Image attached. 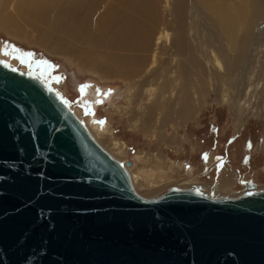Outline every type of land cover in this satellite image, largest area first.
I'll list each match as a JSON object with an SVG mask.
<instances>
[{"label": "water", "instance_id": "1", "mask_svg": "<svg viewBox=\"0 0 264 264\" xmlns=\"http://www.w3.org/2000/svg\"><path fill=\"white\" fill-rule=\"evenodd\" d=\"M38 73L0 58V264H264V188L139 193Z\"/></svg>", "mask_w": 264, "mask_h": 264}, {"label": "rangeland", "instance_id": "2", "mask_svg": "<svg viewBox=\"0 0 264 264\" xmlns=\"http://www.w3.org/2000/svg\"><path fill=\"white\" fill-rule=\"evenodd\" d=\"M46 1L0 0V58L50 81L97 133L106 126L108 130L98 138L117 158L132 161L130 169L136 176L134 183L139 193L153 196L171 185L198 183L215 195L235 196L251 184L264 188V17L260 22L262 38L258 49L247 51L249 56L239 75L241 78L238 74L234 78L242 79L243 83L233 79V85L214 87L210 78L207 86L204 83L198 86V94L205 91L199 97L193 88L183 86L188 84L182 81L184 67L167 68L165 63L161 64L163 79L151 77V72L135 77L114 76L123 68L116 58L123 61L144 54L122 48L116 38L117 0ZM154 1L160 9L157 37L167 31L180 44L182 39L175 22L179 0ZM34 9H40L41 13ZM123 11L133 13L127 7ZM76 14L81 19L77 20ZM56 17L59 24L54 23ZM143 21L146 26L152 25L145 17ZM62 30L64 36L60 35ZM157 37L151 57L153 60L158 57V62L153 65L151 61L147 66L149 71L162 60L175 56L174 48L163 52V40L158 41ZM217 65L219 73L226 77L224 68ZM209 70L200 68L201 75L209 76ZM186 76L192 80L189 72ZM185 91L188 93L184 94ZM238 120L242 126H237ZM154 121L158 122L150 129L143 125Z\"/></svg>", "mask_w": 264, "mask_h": 264}, {"label": "bare ground", "instance_id": "3", "mask_svg": "<svg viewBox=\"0 0 264 264\" xmlns=\"http://www.w3.org/2000/svg\"><path fill=\"white\" fill-rule=\"evenodd\" d=\"M117 1L118 3L116 5L117 7L115 10L116 11L115 13V23H116L115 36L116 38L119 39V43L120 45H122V48L125 47V49H128V50H132L136 52L138 51L144 52L143 56H139L136 58L131 56L129 58H126V60L124 59L123 61L122 60L120 61L121 59L120 57L119 59L115 57L117 59L116 62L120 63V65H122L123 67L122 69H119L118 71L114 73V76L116 75L117 77L118 76L120 77L121 76L122 77L134 76L135 77L136 75H140L143 73H145L146 75L148 72H151L150 74L151 77L156 78V79L161 77L163 79V74L161 73V69L159 67L161 66V64L165 63V66H168L167 68L176 67V68L182 69V67H184L185 76L182 81L188 84L183 85V86H190L191 89L193 88L195 90L196 94H198L197 93L198 86H201L202 83H204V85L207 86V83H209L208 80H210V78H211V81L213 82L212 85L214 87L215 86L219 87V85L221 84L233 85L234 80H236L234 78L237 77V74L239 77V75L243 71L242 68L245 66L244 64H246V61L248 60L249 51L251 53L252 51L257 50L259 41L262 38V36L260 37L262 33V29H261L262 23L260 24V22L262 18L264 17V0H179L177 8H176L177 19L175 22L178 23V32H179L180 38L182 39L180 44H176L175 39L174 37H172L171 33L167 31L165 32L164 30H163L164 32L160 33L159 36L157 37V34H158L157 28L160 25V22H159V16H160L159 10L160 9L159 10L157 9V7L154 4L155 2L154 0L153 1H150V0H117ZM45 2L47 1L45 0ZM110 3H112L111 5H113V2H110ZM115 4L116 3H114V5ZM39 7L40 5L38 6V8ZM124 7H127L128 9L130 8L131 11H133L132 8H136V9L135 11H133V13H125L123 11ZM36 8L37 7H35V9ZM109 8L111 7L109 6ZM35 11L38 14L41 13L40 9L35 10ZM76 15L78 16V14ZM135 15H138V17L140 16L141 18L135 17ZM143 17L148 19L152 23V25L146 26L144 24L145 21H143ZM78 18L80 17L78 16L77 20ZM76 21L75 22L72 21V22H74L75 24ZM55 22L60 23V20L58 21L57 19L56 21H54V23ZM68 23H66L67 29H68ZM58 24L56 25L59 27ZM170 24H171V21H170ZM70 25L71 24L69 23V26ZM62 26L64 27V24ZM7 28L11 29L10 27H7ZM79 28L81 29V26ZM83 28L84 27L82 26V29ZM10 31L12 33L15 32L13 30H10ZM68 31L69 30H67V32ZM101 31L104 32V29L102 28ZM63 32H64L63 30H62V34L59 32L61 36H64ZM102 35L103 33L101 32L100 37H102ZM156 37L158 41L163 40V45H162L163 52L164 51L170 52L171 48H174L172 53L175 56H173L172 58L166 59V60L165 59L162 60L159 64L157 63V66H155L153 69L149 71L147 70V66L151 63V61H152V64L156 61L158 62V57H156V60L155 59L153 60V57H151V51L153 49V44L155 43L154 41ZM51 38L54 39L56 37L53 38V35H52ZM70 40L71 39L69 38L68 41ZM94 40H95V37H94ZM166 42L167 44L164 45ZM54 49H57V48H54ZM213 53L216 55V57L214 56ZM199 55L205 59V62H202V60H200ZM217 64H221L220 66L224 68L226 77L223 78L222 75L219 73V66ZM200 68L206 72H207V69H210L209 76L207 74H205V76L201 75ZM111 69H114V68H111ZM109 70H107L106 72H108ZM187 72H189L192 75V80L188 78L189 76L188 74H187L188 76H186ZM125 79H128V78H125ZM144 80L148 81L145 78ZM182 81L180 84H182ZM160 84H161L160 87L163 88V81ZM160 91H163V89ZM138 93H140V91ZM186 93L188 92L185 91L184 94ZM203 93H205V91H203L202 94H198L199 97L203 95ZM142 94H144V92ZM189 99H191V97ZM159 101H161V99H159ZM70 107L73 108L72 105H70ZM73 110L75 114L77 115V117L85 123V125L87 126L91 134L94 136V138L102 145L98 137H99V134L104 133L108 130L107 127L103 126L100 132L97 133L95 130V127L89 122V120L82 117L77 109L73 108ZM150 110H148V112ZM152 115H153V112L151 116ZM184 117L186 116L184 115ZM147 122H144L143 125L147 128L149 127L150 129L152 125H154L158 121H154L153 124H150L151 121L149 123ZM160 122L162 125V119H160ZM241 124L242 122L239 121L237 126L239 127ZM102 146L105 148L104 145ZM113 156L116 157L115 155ZM131 165H132V161H131V164L126 166V168L130 173L132 183L135 187L134 179L136 178V176L135 174L131 173V169H130ZM232 176L234 177L233 174ZM198 184L196 185L199 186L200 184L199 185ZM181 187H187V186H181ZM253 187L261 188L254 184H253ZM247 189H248V186H247ZM203 190L206 191L205 189Z\"/></svg>", "mask_w": 264, "mask_h": 264}, {"label": "snow or ice", "instance_id": "4", "mask_svg": "<svg viewBox=\"0 0 264 264\" xmlns=\"http://www.w3.org/2000/svg\"><path fill=\"white\" fill-rule=\"evenodd\" d=\"M28 56H31V54L29 53V54H27ZM99 102H101L102 103V101H99Z\"/></svg>", "mask_w": 264, "mask_h": 264}]
</instances>
